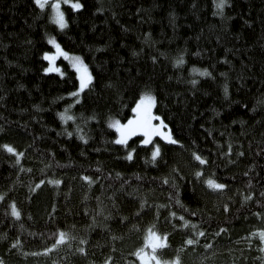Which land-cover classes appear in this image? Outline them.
Returning a JSON list of instances; mask_svg holds the SVG:
<instances>
[{
    "label": "trees",
    "instance_id": "trees-1",
    "mask_svg": "<svg viewBox=\"0 0 264 264\" xmlns=\"http://www.w3.org/2000/svg\"><path fill=\"white\" fill-rule=\"evenodd\" d=\"M50 2L41 10L34 0H0V192L6 193L0 201V257L6 264H102L112 255L114 264H130L136 259L131 253L142 242L141 229L154 223L155 205L166 204L172 191L155 178L175 175L179 199L198 213L187 211L186 219L197 222V230L204 229L205 235L197 237L191 227H173L165 221L168 210L162 208L155 226L169 233L168 246L158 250L163 258H172L179 250L182 264H264L259 237L248 235L264 227V219L254 215L260 206L254 200L241 203V192L249 189L244 173H255L252 191L258 194L264 187V0H230L223 16L216 14L214 0H82L83 9L63 5L68 20L64 29L50 19ZM49 36L82 56L95 77L78 103L64 95L78 86L70 59L57 58L64 76L42 71L48 63L43 51L53 50ZM181 52L184 63L176 65ZM193 65L207 68L212 76L193 73ZM145 86L157 96L154 112L183 142L182 147L156 137L163 159L157 158L155 164L145 160L150 148L139 145L142 134L129 139L136 153L128 160L107 124L110 115L122 121L133 115L131 108ZM65 104H72L78 116L97 115V120L81 123L87 142L77 136L75 123L64 124L56 115ZM65 127L73 132L71 137L58 135ZM229 142L234 164L219 155ZM4 143L24 152L20 164L2 147ZM241 149L244 155L237 157ZM191 150L214 161L204 166L205 172L214 168L216 178L229 186L224 196L217 197L193 178L199 162ZM49 161L51 167L42 172ZM253 162L256 167L250 170ZM173 165L183 178L172 173ZM80 173L101 179L88 187ZM47 177L62 183L50 184ZM41 179L45 183L30 191ZM122 181L126 183L120 191ZM132 188L147 197L152 210L134 215L140 196H129ZM11 200L21 209L19 219L11 216ZM223 202L229 203V211L223 210ZM53 204L56 209L50 215ZM171 208L180 210L175 203ZM93 215L97 222L89 228ZM120 216L128 220L122 222ZM173 219L183 223L179 216ZM134 223L139 229L131 226ZM220 226L227 231L216 235ZM58 228L85 236L87 255L75 251L79 239L71 241V248L66 242L49 254L41 252L54 242L51 233ZM113 233L121 239L113 240ZM188 235L198 243L186 245ZM16 238L21 245L10 246ZM206 243L211 247L205 248Z\"/></svg>",
    "mask_w": 264,
    "mask_h": 264
},
{
    "label": "snow or ice",
    "instance_id": "snow-or-ice-1",
    "mask_svg": "<svg viewBox=\"0 0 264 264\" xmlns=\"http://www.w3.org/2000/svg\"><path fill=\"white\" fill-rule=\"evenodd\" d=\"M50 0H34V4L38 6L41 10H44L46 7L49 6ZM230 0H214V6L219 11L216 13L217 15L223 16L224 14V8L226 4H229ZM62 4L69 5L71 9L73 10H79L83 9L85 7V4L82 3V0H51L50 2V8H51V15L50 19L54 21V23L60 28L64 29L66 25L68 24V20L66 19L65 11L62 8ZM98 11H101L102 9H97ZM139 11V9L137 10ZM250 23V22H249ZM48 44L54 46L55 51H48L45 50L42 53V56L45 61H47V66L42 68V71L44 73H59L60 76H64L65 72L62 69L61 66L57 64V58L58 57H64L66 59H70L71 64L70 67L75 70V76L78 78V86H74L72 91L66 92L64 95L73 98L72 103H78L81 100V94L85 92V89L91 90V86L93 84V81L95 80V77L92 73V71L89 68V65L85 63L84 58L78 54L70 53L67 51L60 42L55 38V36H49L48 37ZM136 53L134 52L133 55ZM153 60H156V57H152ZM221 59H224L223 57ZM184 63V53L181 52L179 54V57L175 60L176 65H180ZM191 71L193 73H200L203 76H212V72H210L207 68H197L195 65L192 66ZM226 75V74H222ZM112 82H109V85H111ZM192 84H196L197 81L193 79L191 81ZM23 86V85H21ZM225 95H228V85L225 83L223 85ZM157 104V96L156 94L147 86L144 87V89L139 92L138 98L134 101V106L131 108V112L133 115L129 116L126 120H121L117 116L110 115L107 119L108 127L111 129H114V136L115 140L114 143L124 146L126 150V157L128 160H132L134 153H136L135 147L129 146V139L131 137L136 136L137 133L142 134V138L139 139V145L143 146H149L150 153L149 156L145 157L146 162H151L152 164L157 163V158L163 159L162 151H161V144L156 142L154 139L155 137H161L164 141H168L172 144L181 145L183 147V142L176 139L171 132V129L167 126L164 118L160 116L157 112H154L153 109ZM33 107H39L38 105H33ZM246 107V106H245ZM214 114H219L218 110H213ZM56 115L59 117V119L64 123L67 124L68 121H72L76 124L75 132L77 136L87 142V135H85L83 128L81 127V123H87L88 121L97 120L98 117L96 114L89 115L87 117H84L82 114L79 116L77 114H74L72 112V104H65L64 110L58 111ZM80 120V123H77V120ZM154 121H157L154 123ZM234 122V121H233ZM2 130V128H0ZM58 135H67L71 137L73 135L72 131H68V129L65 127L63 131L58 132ZM217 144L220 142L217 141ZM237 144L240 142L237 141ZM193 144H195V141H193ZM4 149L7 150L8 153H13L15 156V161L17 164H20V158L24 156L23 151H19L16 147H14L11 143H4L2 145ZM258 151H260L258 149ZM233 153V147L232 143L229 142L227 145V151H221L219 153L220 156H224L226 158L227 164H234L236 163L235 160L232 159L231 154ZM237 157L243 156L244 152L243 150H238L236 153ZM191 156L194 161L199 162V166L194 170L193 172V178L199 179L200 182L207 186V189L210 190L213 194H215L217 197L224 196L225 190L229 188V186L223 182H221L220 179L216 178V173L214 168H209V171L205 172L204 166H210L214 163V161H210L209 157L207 155H202L200 151L191 150ZM53 161H49L48 164H45L41 171H45L47 168L51 167ZM58 163V162H56ZM226 166V165H225ZM249 169H254L256 167L255 162L250 164ZM23 165H21V171H23ZM28 171H31V169H28ZM172 173L179 174L181 178H183V173L180 171L179 167H176L175 165L172 166ZM82 179L84 181L88 182V187H91L92 184L96 183V181L100 180V176H96L95 179H93V176L90 175H84L83 173H80ZM109 176H111V173H108ZM117 176H121V173H117ZM245 176H248L247 185L249 186V189L247 191V194H244L241 192V203H248L250 201L254 200L255 205L260 206V210H257L254 215L258 218L264 219V187L261 188L259 193L252 191L251 186L253 185V176L255 173H244ZM202 178V179H201ZM158 179L163 185H169L172 191H169L167 193L168 201L166 204H156L154 209V223L150 224L146 229H141L143 235H142V242L139 246L135 247L134 251L131 253L133 257L136 259L131 261L130 264H182L181 261V255L180 251L177 250L176 254L172 258H163L162 252H158V250H163L168 246V235L169 233L167 231H159L156 229L155 222H158L159 217L161 215V209H167L168 215L165 217L166 222H171L173 224V227L178 228H187L191 227V229L195 232L197 237L204 236L205 231L204 229L197 230V222L190 221L186 219L185 212L191 211V214L193 216L197 215V211H192L190 209H187L183 202L179 199V192L180 187L177 183L176 176L175 175H163L161 177L155 178ZM47 181L50 184L53 185H60L62 181L60 179H53L51 177H47ZM45 183L44 179L39 180L37 183H35L34 186L30 187V191H36L37 188H39L41 185ZM126 181L121 182L120 191L124 190V184ZM239 192L240 190L237 189ZM133 194L139 195V206L135 210V216H142L144 214V210H152V205H150L147 201V197L140 195L138 190L136 188H132L131 191L128 192V195L131 196ZM112 196V203L113 205L116 204L115 200V194H110ZM6 193L0 192V201H3L5 199ZM259 198H255V197ZM85 198H87V194H85ZM255 198V199H254ZM97 201H99V196L96 197ZM227 200H232V196H228ZM175 203L176 205L180 206V210H172L171 206ZM222 208L225 212L229 211V203L223 202ZM9 207L11 209V216L19 219L22 215L21 209L17 206V203L15 200H11ZM53 213L50 215H53L56 209V205H52ZM87 211V209H85ZM100 212H104L103 207L99 209ZM219 211V209H217ZM106 217H110L111 213H105ZM211 213H209V216ZM179 216L180 221H183V223H175L174 219L175 217ZM92 224L88 225L87 227L91 228L93 225L96 224V216H92ZM120 220L127 221L128 217L126 216H120ZM102 227L106 228L111 232V229L109 228V225L106 223H102ZM133 228L139 229L138 224H132ZM73 228L75 225L72 226ZM21 228H23V225H21ZM227 229L224 226H220L216 235H219L220 232H226ZM51 235L54 238V242L50 243L49 245L43 247L40 251L44 254L51 253L54 249H58L61 245L65 244L67 242V247L71 248L72 240L79 239V244L75 248V251L87 255V249L85 245H87L88 240L85 236H74L69 231L58 228L55 232L51 233ZM250 237L258 236L259 237V249L262 253H264V227L261 228H255L252 232L248 233ZM2 238V237H0ZM112 239H121V237L116 236L114 233L112 234ZM186 245H194L198 243L197 240L193 238L192 235H188L186 239ZM252 241H248V246L251 247ZM21 245V241L16 238L11 241L10 246L19 247ZM205 248H210L211 244L206 243L204 245ZM36 254V253H34ZM243 255V253H241ZM261 260L264 261V256L261 257ZM0 264H6V261L3 257H0ZM53 264H57L56 261L53 262ZM102 264H114L113 256L108 255L104 258L102 261ZM235 264V262H234Z\"/></svg>",
    "mask_w": 264,
    "mask_h": 264
},
{
    "label": "rangeland",
    "instance_id": "rangeland-1",
    "mask_svg": "<svg viewBox=\"0 0 264 264\" xmlns=\"http://www.w3.org/2000/svg\"><path fill=\"white\" fill-rule=\"evenodd\" d=\"M63 5L64 4H62V8H63ZM50 51H55V48H54V46H53V50H50ZM62 58H64V57H62ZM57 64L59 65V63L57 62ZM60 66V65H59ZM154 111V110H153ZM157 121H154V123H156ZM161 138V137H160ZM155 140H156V142H158V143H160V141L158 140V139H156V137L154 138Z\"/></svg>",
    "mask_w": 264,
    "mask_h": 264
}]
</instances>
